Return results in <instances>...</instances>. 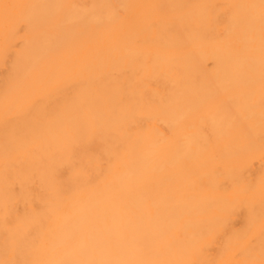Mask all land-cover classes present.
I'll return each instance as SVG.
<instances>
[{"label":"bare ground","instance_id":"obj_1","mask_svg":"<svg viewBox=\"0 0 264 264\" xmlns=\"http://www.w3.org/2000/svg\"><path fill=\"white\" fill-rule=\"evenodd\" d=\"M0 264H264V0H0Z\"/></svg>","mask_w":264,"mask_h":264}]
</instances>
